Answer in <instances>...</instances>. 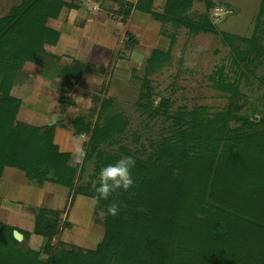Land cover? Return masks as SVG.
<instances>
[{"label": "trees", "instance_id": "16d2710c", "mask_svg": "<svg viewBox=\"0 0 264 264\" xmlns=\"http://www.w3.org/2000/svg\"><path fill=\"white\" fill-rule=\"evenodd\" d=\"M112 1L126 8L122 0ZM193 1L165 0L161 11H148L161 25L168 48L151 50L136 103L149 115L164 116L168 124L147 148L121 145L127 121L107 112L109 98L101 99L91 126L80 116L70 120L73 136L87 135L82 165L73 166L70 153L58 150L53 126L0 123V175L4 167H13L33 186L45 182L62 186L69 204L76 196L95 195L91 182L98 180L103 166L122 156L136 160L135 186L118 190L96 207L101 211L117 202L121 211L116 217H102V237L94 248L83 253L63 249L41 258L42 248L49 251L45 245L58 231L61 211L29 207L31 234L44 242L39 250L22 247L26 233L2 223L0 264H264V113L252 118L240 112L245 102L240 84L254 76L264 60V0H259L249 37L220 32L226 63L216 65L209 79L214 89L225 94L226 106L216 112L202 105L170 112L164 98L156 106L151 104L146 76L170 62V48L180 29L197 35L214 28L208 16L211 0H200L205 11L191 15ZM74 6L66 0H20L0 16V101L26 61L39 53L50 55L45 48L56 44L59 31L48 21L56 19L63 7ZM125 8L122 12L127 16ZM85 69L99 68L77 59L63 65L57 73L63 94L70 90L69 79L76 81ZM256 79L264 88V74ZM112 144L118 145L117 152L100 148ZM89 161L93 172L83 180ZM14 229L22 235L20 241L13 238Z\"/></svg>", "mask_w": 264, "mask_h": 264}, {"label": "rangeland", "instance_id": "374dc122", "mask_svg": "<svg viewBox=\"0 0 264 264\" xmlns=\"http://www.w3.org/2000/svg\"><path fill=\"white\" fill-rule=\"evenodd\" d=\"M20 0H0V16ZM74 4V8L63 7V19H59L61 24L72 27V38L63 34V45H69L77 53H86L87 43L93 39H100L101 47L97 49V54L93 56L94 61H83L93 64L95 71H83L76 81L69 79L70 90L62 93L63 80L57 77L55 81L59 84L57 94L61 99V104L70 111L72 117H83L91 126L97 115L102 98H109L110 104L107 109L109 114L118 113L126 121V130L121 140V145L127 148L137 149L148 147L151 139H157L165 133L168 120L162 115H149L137 106V99L141 91L142 78L145 76L146 59L153 48H168V39L161 34V25L147 15L149 22H154L157 27L156 33L160 39L151 42L142 39L139 31L135 32L122 10L123 4L112 0H66ZM124 2V1H123ZM212 5L208 8V16L214 28L208 32L197 35H188L185 29H180L176 34V40L170 48V62L158 71L147 75L151 86V104L156 106L161 98L170 104L168 111L172 112L176 108L183 106L187 110L195 106H207L209 112L221 110L227 104L225 94L214 89L209 76L212 75L216 65L226 63L227 48L221 42V31H225L238 36L249 37L254 27V17L257 12L259 0H211ZM124 7V8H123ZM126 7L128 4L126 3ZM131 7V6H130ZM126 9V8H125ZM205 11L202 1L194 0L189 10V14L194 15ZM157 12V11H155ZM60 14V13H59ZM59 16V15H58ZM153 19V20H152ZM143 23V22H141ZM56 22L48 21V25L54 27ZM140 24V22H139ZM170 32L169 25L163 26ZM135 28V27H134ZM91 38L83 42L84 37ZM162 36V37H160ZM154 37V36H153ZM264 41V35L262 36ZM164 39V40H163ZM161 40L164 43H161ZM85 46H82V43ZM154 41V40H153ZM109 43V44H108ZM162 44V45H160ZM107 45H109L107 47ZM244 46L243 43H238ZM83 47V48H81ZM87 50V49H86ZM80 51V52H78ZM137 51L143 55V61L137 63L132 59V53ZM75 52L74 55L79 56ZM67 59L68 61L70 60ZM71 60H75L74 56ZM70 60V61H71ZM66 64H70L71 62ZM264 60L256 69L254 76L247 82L242 81L240 90L245 96V102L241 104V113H246L252 118L264 113V88L260 87L257 77L263 76ZM49 75V73H47ZM55 77V74H53ZM12 82L5 91L4 100L13 97L11 91ZM65 92V91H64ZM7 93V95H6ZM240 103V101L238 102ZM9 104L4 102V110L0 109V115H7ZM82 142L87 140V135H82ZM108 153L118 150V145L100 146ZM72 160V159H71ZM93 172L92 163L84 164L82 179ZM53 186L60 193L66 190L62 186ZM22 199V195L20 197ZM64 204H60L59 209L51 208L50 212L59 210V224L57 233L50 239L49 251L45 253V248L41 251L40 257L46 258L45 254L52 256L53 253L63 249L83 253L87 249H92L100 241L103 233L102 217L100 210L91 207V199L77 197L69 204V196ZM78 200V204H77ZM0 223H2L9 213L0 210ZM16 230V229H15ZM22 239V237H21ZM31 242L27 238L23 240L22 247L40 249L42 238L33 236ZM42 242H44L42 240ZM30 243V244H29ZM40 245V246H39ZM43 245V246H44Z\"/></svg>", "mask_w": 264, "mask_h": 264}, {"label": "crops", "instance_id": "0c3cea01", "mask_svg": "<svg viewBox=\"0 0 264 264\" xmlns=\"http://www.w3.org/2000/svg\"><path fill=\"white\" fill-rule=\"evenodd\" d=\"M122 1L128 4V7H126L129 10L127 20L131 21L130 24L135 32L139 31L138 34L141 35L142 39L148 40L151 38L152 40L149 39V41L157 42V39L160 38L156 33L153 34L157 27L154 22H149L147 15L149 16L148 11H161L165 0ZM63 16L64 13L61 11L56 19L51 20L56 22L53 28L59 31V38L55 45L46 46L45 49L50 55L37 54L33 60L26 61L19 71L13 74L12 85L9 89L13 97L6 101V99L4 100L5 93L2 95L0 109L4 110V102L10 104L7 115L4 117L0 115V123L12 122L28 127L51 125L54 128L53 142L57 145L58 150L69 152L73 159L76 144H82V135L77 137L72 135L70 120L73 117L70 115V111L65 108V105L58 102V96L61 95V92L60 94L57 93L61 89L58 86L59 84L55 82L58 79L57 73L73 56L82 62H93V56L97 54V49L94 48H99L102 45L100 39L95 38L90 41L91 38L84 35L81 36L84 37L82 41L84 42L86 38L90 41L86 46L81 41L82 46L87 49H85L84 52L86 53L84 55L83 53H77L69 45H63V42H65V40L62 41L63 34L67 35L66 31H69L67 37L72 38L73 33L71 26L65 29L67 25L61 24L59 21V19H63ZM165 39L167 40V38ZM161 43H164V41L161 40ZM157 48L164 50L161 47ZM75 52L79 56L74 55ZM69 57L71 58L68 61ZM53 74H55V77ZM47 184L52 183L45 182L40 187L33 186L26 180L23 172L13 167H4L0 175V210L3 213H9L2 223L9 224L21 232H25V238L28 242L34 240L33 236H35L31 234L33 214L29 207H50L53 204L51 208L59 209L60 204H64L67 200V190L60 193L53 186ZM21 195L22 199L20 198ZM76 197L77 199L78 197L84 198L83 196Z\"/></svg>", "mask_w": 264, "mask_h": 264}, {"label": "clouds", "instance_id": "9594fccd", "mask_svg": "<svg viewBox=\"0 0 264 264\" xmlns=\"http://www.w3.org/2000/svg\"><path fill=\"white\" fill-rule=\"evenodd\" d=\"M132 59L137 63L143 61V55L137 51L132 53ZM87 150L78 143L75 146L74 156L71 161L73 166L82 165L86 157ZM136 165V160L131 156H122L114 163L103 166L99 172L98 180L91 182V188L95 195L91 198V207L95 209L101 200L107 201L109 197L118 190L128 191L135 186L132 176V169ZM121 211V206L117 202H111L101 209V217H116Z\"/></svg>", "mask_w": 264, "mask_h": 264}, {"label": "water", "instance_id": "95a60500", "mask_svg": "<svg viewBox=\"0 0 264 264\" xmlns=\"http://www.w3.org/2000/svg\"><path fill=\"white\" fill-rule=\"evenodd\" d=\"M12 236L16 241H20L21 240V234L17 231V230H12Z\"/></svg>", "mask_w": 264, "mask_h": 264}]
</instances>
